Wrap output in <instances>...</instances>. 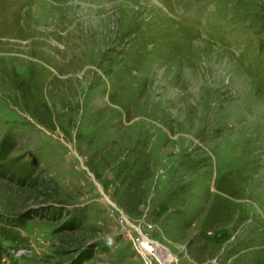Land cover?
Returning a JSON list of instances; mask_svg holds the SVG:
<instances>
[{"label": "rangeland", "instance_id": "rangeland-1", "mask_svg": "<svg viewBox=\"0 0 264 264\" xmlns=\"http://www.w3.org/2000/svg\"><path fill=\"white\" fill-rule=\"evenodd\" d=\"M143 237L264 264V0H0V264Z\"/></svg>", "mask_w": 264, "mask_h": 264}, {"label": "bare ground", "instance_id": "bare-ground-1", "mask_svg": "<svg viewBox=\"0 0 264 264\" xmlns=\"http://www.w3.org/2000/svg\"><path fill=\"white\" fill-rule=\"evenodd\" d=\"M150 240V239H149ZM142 244L140 245V251L141 253L145 256L146 254H151L155 256L160 264H168L170 261H172L174 258L170 254V252L156 243V241H145L144 242V237L142 239ZM142 248V249H141ZM149 256V255H148Z\"/></svg>", "mask_w": 264, "mask_h": 264}]
</instances>
